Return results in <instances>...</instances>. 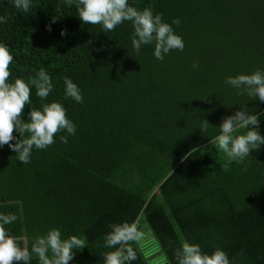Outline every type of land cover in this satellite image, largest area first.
Here are the masks:
<instances>
[{
    "label": "trees",
    "instance_id": "trees-1",
    "mask_svg": "<svg viewBox=\"0 0 264 264\" xmlns=\"http://www.w3.org/2000/svg\"><path fill=\"white\" fill-rule=\"evenodd\" d=\"M133 6H150L169 23L180 18L173 27L184 50L159 61L152 45L139 55L132 50L130 22L106 33L84 24L75 5L62 0H33L29 14L0 0V15L8 17L0 43L13 55L9 81L45 69L55 87L43 103L60 101L76 125L67 145L59 139L65 133H57L27 165L8 145L0 147V212L18 217L7 227L29 245L51 228L83 237L86 247L75 251L74 264H104L112 250L103 246L109 226L125 221L144 233L132 264H178L184 240L208 253L221 247L235 264H264V146L237 164L210 143L241 104L262 113L264 135V102L224 82L264 69V0ZM193 62L200 67L192 69ZM66 76L82 90L83 103L64 98ZM35 93L32 87L23 119L41 107ZM200 119L214 126L203 134ZM13 135L20 138L15 129ZM30 264H38L35 256Z\"/></svg>",
    "mask_w": 264,
    "mask_h": 264
},
{
    "label": "clouds",
    "instance_id": "clouds-1",
    "mask_svg": "<svg viewBox=\"0 0 264 264\" xmlns=\"http://www.w3.org/2000/svg\"><path fill=\"white\" fill-rule=\"evenodd\" d=\"M12 5L23 14H29L33 0H10ZM67 7L75 5L78 16L84 24L101 25L106 33L114 31L124 22H130L133 28L131 35L132 50L139 55L146 45L153 46V56L163 61L173 50L183 51L185 42L173 25L181 23L180 18H173L171 23L163 14L155 12L152 7L138 9L135 0H62ZM8 17L0 15V24L7 23ZM56 22L53 17L52 23ZM51 30V25H48ZM66 31L61 30V35ZM13 55L9 47L0 43V147H8L16 153L22 164L31 163L33 150H44L55 143L57 133L67 145L69 137L75 136L76 125L67 116V109L57 100L47 101L53 93L55 84L51 75L43 68L34 77L16 78L9 81ZM192 69L200 67L193 62ZM225 84L236 90L237 95H247L249 100L258 98L264 102V69L258 68L250 73H237L225 77ZM64 98L76 103H83L82 90L70 77H64ZM35 87L36 96L42 101L39 109L32 108L28 118L23 119L25 105H31V89ZM242 110L226 116L218 127L219 132L210 140L219 151L229 158V162L244 164L251 156L250 152L264 146V135L260 133L259 124L262 113L249 111L245 104ZM214 126L206 119L199 120V130L207 133ZM251 126V127H250ZM19 133L17 139L13 131ZM239 133V134H236ZM15 141V143H12ZM18 219L14 213L0 212V264H30L33 257L38 264H69L76 250L86 247L85 239L72 234L64 237L60 228H51L46 234L38 235L35 242L29 245L21 236L11 234L8 225ZM104 237V247L112 249L104 253V264H132L137 260V251L133 246L144 238V233L135 222L113 223ZM178 264H235L228 253L221 247L211 253L205 252L199 243L184 240L176 250Z\"/></svg>",
    "mask_w": 264,
    "mask_h": 264
},
{
    "label": "rangeland",
    "instance_id": "rangeland-1",
    "mask_svg": "<svg viewBox=\"0 0 264 264\" xmlns=\"http://www.w3.org/2000/svg\"><path fill=\"white\" fill-rule=\"evenodd\" d=\"M69 264H74V263H69Z\"/></svg>",
    "mask_w": 264,
    "mask_h": 264
}]
</instances>
